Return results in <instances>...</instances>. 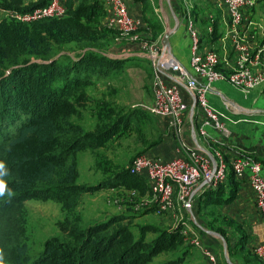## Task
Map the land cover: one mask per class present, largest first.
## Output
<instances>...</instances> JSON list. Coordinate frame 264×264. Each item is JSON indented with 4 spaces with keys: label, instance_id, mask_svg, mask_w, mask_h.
Returning <instances> with one entry per match:
<instances>
[{
    "label": "trees",
    "instance_id": "trees-1",
    "mask_svg": "<svg viewBox=\"0 0 264 264\" xmlns=\"http://www.w3.org/2000/svg\"><path fill=\"white\" fill-rule=\"evenodd\" d=\"M10 2L4 3L6 8L26 11L49 0L23 6V0ZM64 4L67 14L62 18L29 24L13 19L0 21V161L8 170L3 179L13 193L11 197L7 193L0 197V248L6 264H151L156 256L174 253L183 244L181 225L166 229L139 223L136 233L125 212L113 213L86 227L80 215H73L60 221V232L35 249L37 240L27 200H53L71 211L85 193L125 186L138 189L142 196L150 189L147 181L132 174L127 164L96 184L79 182L82 153L112 146L131 134L133 126L141 133L143 125L135 123L137 118L150 117L143 108L122 111L113 101L92 97L88 88L95 85V80L121 73L129 59L105 53L115 33L100 26L105 11L101 0H80L78 4L64 0ZM149 27L153 40L158 39L163 31H156L154 24ZM214 28L213 34L217 35V26ZM90 103L96 107L91 109L97 120L93 128L79 120ZM155 130L160 138L157 126ZM141 140H147V148L158 142L148 143L146 134ZM225 158L230 164L231 159ZM235 178L230 169L227 184L200 193L197 212L202 203H231L239 185ZM149 212L151 209L146 208L136 213L135 220ZM217 224L210 222L209 229L221 233L226 240L223 226L237 227L228 216H222ZM149 233L156 236L148 239ZM245 238L242 234L237 244L242 258L246 264H259L244 249ZM227 248L230 256L240 254L238 250L233 252L229 241ZM185 253L161 264H181Z\"/></svg>",
    "mask_w": 264,
    "mask_h": 264
},
{
    "label": "built area",
    "instance_id": "built-area-1",
    "mask_svg": "<svg viewBox=\"0 0 264 264\" xmlns=\"http://www.w3.org/2000/svg\"><path fill=\"white\" fill-rule=\"evenodd\" d=\"M102 1L107 11V25L137 40L139 21L132 15L127 0ZM255 3L256 0H220L218 3L227 18V34L232 36L236 57V65L229 75L218 68L219 52L215 45L204 43L189 10L186 15V27L191 38L189 67L163 44V36L157 42H142L153 77L152 102L142 108L152 117L166 118L178 127L190 114L193 120H197L202 135H206V128L211 126L229 137L228 121L237 120L232 121L225 111L215 107L209 94L218 80H226L244 90L255 89L264 83V68L253 67V63H258L264 56V42L251 39L253 34L247 36L244 28L245 12ZM3 12L4 18L29 24L46 18L65 17L67 8L63 0H49L47 4L31 10L6 8ZM230 169L237 178L249 181L257 210L264 216V163L247 153L235 155L229 164L219 149L210 156L191 147L185 155L174 156L170 160L146 152L139 153L129 165L132 174L147 181L154 196V209L159 214L172 210L177 200L185 211H192L201 192L227 184ZM182 232L190 244L202 249L210 264H218L216 253L206 246L198 230L184 224ZM253 253L264 263V243L257 244Z\"/></svg>",
    "mask_w": 264,
    "mask_h": 264
},
{
    "label": "rangeland",
    "instance_id": "rangeland-1",
    "mask_svg": "<svg viewBox=\"0 0 264 264\" xmlns=\"http://www.w3.org/2000/svg\"><path fill=\"white\" fill-rule=\"evenodd\" d=\"M34 1L36 0H23L24 3H22L21 6ZM186 1L189 2L190 0H170L169 2L168 0H148L146 2L147 6L145 10L149 13V15H146V22L151 25L154 24L157 29L156 31L158 32L166 29L172 30L176 24V19L174 17L175 14L179 25L184 23L186 24L185 16H183L182 13V11L186 8ZM199 1L203 0H191L190 2L196 8V11L198 9L200 12ZM6 2L11 3L10 0H0V21L5 19L9 20L8 18H4L6 16H4L3 9H6L4 5ZM203 2L205 5L203 9L207 11H211L213 9L214 4L211 0H204ZM259 2L261 1L256 0L255 5ZM262 7H264V4H262ZM198 18L199 17L197 16V20ZM202 23L204 24L203 20H201V24ZM203 27L206 33L207 25ZM114 33L115 37H118V40L106 46L104 49L105 53L109 56H113L114 58H128L129 61L124 64V70L121 73H113L108 78L95 80V85L90 86L88 90L94 99L104 98L106 101H113L122 111L132 107L142 108L143 106H147L152 102L153 77L149 74L151 73V68L148 65V59L145 52L142 48H140V46H137L130 40V35L125 36L119 30L114 31ZM136 33L138 34L139 30H137ZM148 38L144 39L149 41ZM135 42H139V40H135ZM140 53L143 54V56L138 55ZM244 91L246 93L245 99L252 95V107L255 106L254 104H256V102H260V104L264 107V83L255 89ZM95 108V103H90L87 108L83 109L79 120L84 123L87 128L95 127L97 120L93 116L94 112L91 111V109L94 110ZM145 114L146 116H149L150 119L144 118L145 115H143L138 117L135 122L143 125L141 126L142 132L144 131L143 133L138 132L135 126H133L131 134L129 133L124 135L117 140L118 142L115 141L116 143L114 142L112 146H108L105 149H99L97 152L90 150L81 154L79 158V182L96 184L101 179H104L107 176L109 177L111 172L120 168L122 169L125 164L129 166L131 159L133 160L136 155L144 152V150L141 149L144 145H147V140L142 143L143 140H141V138L145 134L148 136V143L158 140L159 137H157L158 135L155 130L156 124L154 118L150 116L147 111ZM244 114H247V112L244 111ZM249 115L250 121L240 122L237 126L239 125L242 128L245 126L246 131L244 132L251 137L252 134L248 131H252L255 125L264 126V124L262 119H257V117L254 116V113L250 112ZM257 116H260V114ZM256 154L257 157L264 162V157H261L258 153ZM97 162L99 165L101 164L103 168H100ZM143 195L139 196L138 189L126 188L125 186H120L115 189L103 188L94 193L91 192L83 194L78 205L71 211L62 209L61 204L53 200H43L41 198L27 200L25 205L32 216V229L37 240L35 249L41 248L42 242L45 239L60 232V221L70 218L73 215H80L82 225L86 227L91 223L107 219L113 213L125 212L131 217L130 221L132 229L135 230L136 233L138 232L137 224L139 223H161V221L157 220V218L158 216H164L166 213L159 214L154 210V196L150 189H148ZM146 208H150L151 211H153V214L151 216L135 220V214L141 209L145 210ZM183 213L186 214L184 211ZM221 217L222 215L217 211L214 205L202 203V207H199L198 212L193 216L190 215L187 217L186 215H183L182 217H179V219H176V217H170L171 220L175 218L171 224H167L165 227L158 224L156 225L161 228L173 229L178 225H181V228H183L184 224H188L192 229L198 230L200 236H202V234L204 235L205 233H202L200 227H196L195 222L203 227L206 226L204 228L209 229L211 226L209 225L210 222H216L218 223L217 226H219ZM169 226L172 227L168 228ZM181 233L183 237V244L178 246L177 249H180L185 244L188 246L191 245L190 242L185 239L186 237L182 230ZM155 236L156 233H149L147 238L151 239ZM226 241L228 246V239ZM223 243L224 242L220 239V247H218L216 251L219 250V252H223ZM177 249L174 253H162L160 256L155 257L151 264H161L170 257H174ZM226 252L229 256L228 248H226Z\"/></svg>",
    "mask_w": 264,
    "mask_h": 264
},
{
    "label": "crops",
    "instance_id": "crops-1",
    "mask_svg": "<svg viewBox=\"0 0 264 264\" xmlns=\"http://www.w3.org/2000/svg\"><path fill=\"white\" fill-rule=\"evenodd\" d=\"M74 1L76 4L80 2V0ZM147 1L148 0H127L130 11L132 15L136 19H138L140 26L138 29L139 33L137 34V40H139V42H135L131 37L130 40L137 46H140V48L142 49V42H157L159 41L160 37H162L168 30H164L160 34V37L158 39L153 40L151 28L149 27V23L146 22V15H149V13L145 10ZM190 1L185 2L186 8L184 9V11H182L183 16H185V20L187 11L189 10L194 17L196 26L199 30L200 35L202 36L204 43L213 44L216 46L220 56L218 68L226 75H229L231 72H233L236 65V57L232 36L227 34V18L224 14L223 9L218 5L220 0H211L214 4L211 11L203 9L205 6L203 2L204 0L199 1L200 12L198 11V9L196 11V8L191 4ZM260 1L261 2L255 5V7L245 12L244 28L247 32V36H249V34H253L252 36H250L251 39H256L257 42L263 43L264 7H262V4H264V0ZM101 2L103 3L102 0ZM103 7L105 11L104 15L100 19V26L118 31L119 29L107 25V11L104 3ZM197 16L199 17L198 20ZM201 20L204 21V24H201ZM205 25H207L206 33L203 27ZM214 26H217V35L213 34V31L215 29ZM173 29L174 31L170 35L172 53L186 67H189L191 38L188 33L186 24H178L177 27L175 24ZM210 29H212V31H210ZM146 37H149V41L145 40L147 39ZM117 40L118 37H115L114 42H116ZM138 55L143 56V54L141 53ZM110 57L114 58L113 56ZM253 67L264 68V56L260 61H258V63H253ZM245 94L246 93L242 88L233 86L226 80L216 81L213 85L212 92L209 94L210 102L215 107L219 108L222 111H225L226 115L230 119H232V121H234L235 119L237 120L236 122L228 121V125L231 129V135L229 137H227L222 132L217 131L211 126H208L206 128L207 134L202 135L198 130L197 120H193L190 114L184 117L181 123L182 126L179 127L170 124V122L166 118L153 117L155 124L159 129L160 138L158 139V142L153 146L147 148L146 145H144L141 150L145 149L146 147L144 152L153 156H158L163 160H170L174 156L185 155L187 149L191 147H195L199 151L208 154H212L215 150L219 149L223 152L225 157L230 159L239 153H247L254 157H257L256 153H258L261 157H264V126L255 125L252 131H248L251 132V137L244 132L246 131L245 126L243 128L239 125L237 126V124H239L240 122L250 121V112L254 113V116L257 117V119H262L264 124V113H262L264 112V107L262 106V104H260V102H256V104H254L255 106L252 107V95L245 99ZM244 111L247 112V114H244ZM258 114H260V116H257ZM235 179L239 183L236 198L229 204L214 205V207H216L217 211L220 212L222 216H228L229 218L235 220L237 227H223L227 231L228 241L231 248L233 249V252L238 250V253L240 254H232V256H230L229 254L230 261H228L226 258V250L224 245L223 252H219V250L216 251V249L220 247V238L207 231L212 229H206L204 228L206 226L203 227L201 225L204 228L203 229L198 225L197 222H194L196 224V227H200L202 233H205L204 235L202 234L201 238L206 246H208L210 249H212V251L216 253L218 264H246L245 259L242 258L241 252L239 251L237 245L238 240L241 238L242 234H245L246 236L244 249L250 254V257H255L259 264H264L253 253V248L257 244L264 243V216L261 215L257 210L255 204V194L249 181L246 178L240 179L236 177ZM228 188L229 187L227 185L226 189ZM142 210L143 209L138 211V213H140ZM183 211L186 212V214L183 213ZM196 212V207H194L192 211H185L180 202L177 200L176 205L172 210L166 212V214H164V216L162 217L158 216L157 220L161 221L162 224L159 222L156 224L165 227V225H169L173 220H175V218L171 220L170 217H176V219H179V217H182L183 215H186L187 217L190 215L193 216V214H196ZM152 214L153 211L142 214L141 218L151 216ZM171 227L172 226H169L168 228ZM184 251H186V253L181 264H210L209 261L204 257L202 249L192 244L190 246L185 244L180 249H177L175 256L181 255Z\"/></svg>",
    "mask_w": 264,
    "mask_h": 264
},
{
    "label": "clouds",
    "instance_id": "clouds-1",
    "mask_svg": "<svg viewBox=\"0 0 264 264\" xmlns=\"http://www.w3.org/2000/svg\"><path fill=\"white\" fill-rule=\"evenodd\" d=\"M8 174V170L3 161H0V197L7 195L11 197L13 195L12 191L8 189L6 181L3 179L5 175ZM0 264H6L4 259V250L0 248Z\"/></svg>",
    "mask_w": 264,
    "mask_h": 264
},
{
    "label": "water",
    "instance_id": "water-1",
    "mask_svg": "<svg viewBox=\"0 0 264 264\" xmlns=\"http://www.w3.org/2000/svg\"><path fill=\"white\" fill-rule=\"evenodd\" d=\"M170 0H168V2H169ZM174 17H175V19H176V27L178 26V20H177V18H176V16H175V14H174ZM174 29H172V30H167L165 33H164V35H163V39H162V42H163V44H165L166 46H167V48L169 49V50H171L172 51V49H171V44H170V35H171V33H172V31H173ZM195 103L196 102H194L193 103V105H192V109L194 108V106H195ZM209 155L211 156V154L209 153ZM207 182H204L203 184H206ZM194 215V214H193ZM201 228H203L200 224H198ZM204 229V228H203ZM208 232H210V233H212V234H214V235H216V236H218L220 239H222V241L224 242V247H225V250H226V248H227V241H226V239H225V237L221 234V233H219V232H216V231H212V230H207ZM226 258H227V260L228 261H230V258H229V256H228V254H227V252H226Z\"/></svg>",
    "mask_w": 264,
    "mask_h": 264
}]
</instances>
